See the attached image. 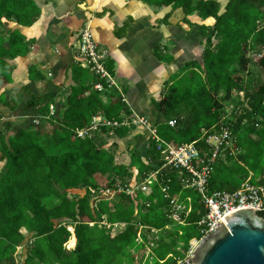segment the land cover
<instances>
[{"label": "trees", "instance_id": "16d2710c", "mask_svg": "<svg viewBox=\"0 0 264 264\" xmlns=\"http://www.w3.org/2000/svg\"><path fill=\"white\" fill-rule=\"evenodd\" d=\"M143 1L153 7L171 8L161 21L166 25L173 12L182 9L183 22L197 26L205 37L202 61L192 60L183 66L186 77L181 80L185 85L180 86L179 74H174L172 82L169 80L168 94L153 101L158 112L167 118L157 125L156 133L176 146L196 142L207 158L211 150L206 136L229 125L237 148L233 153L227 150L225 157L216 161L210 179L211 191H235L241 187L242 177L251 173L252 183L263 187L264 81L259 79L257 87L245 89L242 74L249 71L254 61L250 52L260 55L258 65L264 70V0H225L223 11L219 0ZM194 14L203 20L213 18L215 23H193L189 16ZM40 16L41 8L35 0H0V28L4 18H15L20 25L32 26ZM129 27L127 20L115 30L116 36L126 37ZM30 48V42L20 31H13L8 37L0 32V80H12L8 59L25 55ZM155 54L169 64L174 60L172 55H164L161 45L155 48ZM107 68L115 76L112 60ZM86 70L77 67L74 76L82 77ZM34 72L33 66L32 78L36 77ZM99 81L97 77L96 82ZM242 91L243 98H239ZM52 102L55 99L51 93L34 96L24 104V111L31 117L28 125L15 129L13 123L6 122L13 133L8 136L0 132V160L6 162L0 174V264H20L16 256L18 248L27 244L29 248L22 264H126L119 261L127 253L129 264H151L135 253L147 247L150 234L159 236L166 232L167 239L155 241L152 264H178L177 256L188 249L193 239L201 238L198 222L206 213L201 195L183 182L187 174L162 169L151 194H129L126 189L134 174L130 168H137L147 176L162 167L164 161L156 141L150 138L146 157L139 149L131 148L129 168L117 162L118 144L110 143L109 138L126 137L136 129L132 122L130 126H103L85 138L76 133L78 128L90 126L93 117L99 114L121 124L130 121L133 111L129 104L122 99L114 102L107 91H97L95 83L71 87L60 119L46 118ZM0 103L11 111L19 106L11 91L0 95ZM229 105H233V117L227 120ZM181 109L188 111L186 118ZM34 117L39 118L37 125L33 123ZM172 118L177 119L175 126L168 123ZM49 120L59 127H54L46 140L42 132ZM258 177L261 179L257 180ZM166 185L172 196H180L188 205V197L192 199V211L187 217L183 215V224L175 223L170 217L169 199L162 191ZM119 186L124 188L121 192ZM108 189L115 191L114 198L100 200L99 192ZM261 214L264 216V212ZM104 221L112 226L105 227ZM99 223L104 225L101 224L102 233L93 236L90 225ZM116 224L117 229L113 227ZM73 236L77 243L75 239L69 246ZM140 236L142 241L138 240ZM180 244L182 251L177 249Z\"/></svg>", "mask_w": 264, "mask_h": 264}, {"label": "crops", "instance_id": "0c3cea01", "mask_svg": "<svg viewBox=\"0 0 264 264\" xmlns=\"http://www.w3.org/2000/svg\"><path fill=\"white\" fill-rule=\"evenodd\" d=\"M35 1L41 8V16L35 24L23 26L15 18H4L0 30L7 31V34L18 30L31 43L27 54L8 59L12 67V80L2 79L0 85L4 88L0 93L11 91L19 106L16 111H11L0 103V123L11 122L15 129L27 126L31 117L24 111V104L34 96L43 97L47 93L52 94L55 102L51 104L56 105L57 113L61 114L72 86L97 83L98 76L87 71L89 69L83 72L82 77H75L73 73L75 68L80 67L77 60L79 38L84 26L90 28L94 39L107 50L106 65L109 60L114 62L115 78L121 85V90L109 92L114 102L120 99L127 102L133 116L147 118L151 115L150 120L155 118L156 121L147 120L149 127L154 130L167 120L153 106L154 99L159 100L161 97V84L164 85L174 74L183 72L181 69L186 63L197 59L202 61L201 53L205 47V37L199 33L198 27L183 22L185 14L182 9L174 11L166 25L161 21L171 8L153 7L143 0ZM225 6L222 5V11ZM189 18L198 24L215 23L213 18L203 20L195 14ZM127 20H130L127 36L118 38L115 30ZM159 45L165 53L169 51V55L174 57L170 64L160 61L156 56L155 48ZM174 62L175 71L172 74V70L165 73V65L173 67ZM33 66L36 70L35 78L30 76V68ZM35 119L34 117L33 123L37 125L39 122H35ZM142 128L135 129L129 143L133 144L131 148L139 149L142 156L146 157L150 137ZM121 139L123 138L113 136L109 138V142L118 143ZM122 164L130 168V154H127ZM136 170L137 168L132 169L134 172ZM73 238L77 243L75 236L70 241Z\"/></svg>", "mask_w": 264, "mask_h": 264}, {"label": "built area", "instance_id": "2783aa9c", "mask_svg": "<svg viewBox=\"0 0 264 264\" xmlns=\"http://www.w3.org/2000/svg\"><path fill=\"white\" fill-rule=\"evenodd\" d=\"M79 45V65L89 69L100 78V81L95 83V89L99 92L107 91L108 93L114 89L121 90V86L116 81L115 76L107 68V50L100 47L89 27L84 26L81 29ZM54 117L60 119V114L57 113L56 105L51 104L50 113L46 118L51 119ZM136 117H138L139 121L137 123L138 126H146L144 128L145 132H148L150 138L156 141L157 150L161 153L164 163L162 167L157 168L156 171H152L147 176L140 174L137 169L131 178V181L136 182L135 185L133 186L130 181L129 188L126 190L131 195H137V192L151 194L153 192V184L158 181L159 172L162 169L175 170L183 175L187 174V177L183 178L184 184L188 188L195 189L201 195V201L206 208V213L198 222L201 238H195L191 242V249L189 251L191 259L195 249L193 242L199 243L204 237L216 232L222 222L226 223L224 220L226 216L244 208L254 207L258 210H264V187L247 182L235 191H211L210 189V179L214 173L216 161L221 156L225 157L224 152L227 150L231 149L232 153L236 151V149H233L235 146L233 143V130L229 125H223L220 131L206 136V143L210 147L211 154L205 158L196 142L176 146L162 139L154 129L150 128L145 116ZM37 121L39 122V118L36 117L35 122ZM168 123L171 126H175L177 119L172 118ZM120 125L130 126L131 120L127 119L121 124L117 121L108 120L104 115H99L93 118L90 126L78 128L76 133L80 138H85L103 126L116 127ZM123 189L122 186H119L118 192H121ZM169 189L168 185L162 188L165 198L169 199L170 217L175 223L183 224L185 222L183 215L187 217L192 211V199L188 197L190 202L188 205L186 201L181 200L180 196H172L169 193ZM107 192L110 196H115L116 194L113 189H108ZM147 205L150 204L148 203ZM104 223L107 227L112 226L107 221H104ZM113 227L117 229L118 225H113ZM138 240L142 241V237L140 236Z\"/></svg>", "mask_w": 264, "mask_h": 264}, {"label": "water", "instance_id": "95a60500", "mask_svg": "<svg viewBox=\"0 0 264 264\" xmlns=\"http://www.w3.org/2000/svg\"><path fill=\"white\" fill-rule=\"evenodd\" d=\"M264 210L244 208L201 239L185 264H264Z\"/></svg>", "mask_w": 264, "mask_h": 264}, {"label": "rangeland", "instance_id": "374dc122", "mask_svg": "<svg viewBox=\"0 0 264 264\" xmlns=\"http://www.w3.org/2000/svg\"><path fill=\"white\" fill-rule=\"evenodd\" d=\"M221 2H222V5H225V3H226V1L225 0H220ZM210 21V20H209ZM212 22H209V24H211ZM212 25V24H211ZM0 30H1V28H0ZM0 32H2V34L4 35V36H9L10 34H7L6 32L7 31H0ZM10 33H11V31H10ZM79 40H80V38H79ZM98 42V41H97ZM217 42V40L215 41V43ZM31 44V43H30ZM100 45V44H99ZM79 47H80V45H79ZM101 47V46H100ZM102 48V47H101ZM100 48V49H101ZM104 49V48H103ZM163 50V49H162ZM78 51H80L79 49H78ZM102 53H103V51H101ZM163 53H164V55H168L169 56V51L168 52H164V50H163ZM251 53V55H253L254 56V61H253V63L250 65V68H249V71H245L242 75H243V78H244V87H245V89H252V88H255V87H257V81L260 79V80H262V81H264V70L262 69V68H260V66L258 65V60L260 59V55H256V54H254L253 52H250ZM107 59V58H106ZM78 60V59H77ZM164 62V61H163ZM173 65H176V62H174L173 64H172V66ZM165 67H166V69H165V73H167L169 70H172L171 71V74L175 71V66H173V67H171V65L169 66V65H165ZM181 71H183V68L181 69ZM164 73V74H165ZM179 73V77H178V75H177V79H178V84H180V86H183V85H185V82L183 81V80H181V79H183V78H181V77H186V72H178ZM178 73H176V74H178ZM166 77V76H165ZM176 77V76H175ZM162 79H164V77L162 78ZM161 79V80H162ZM160 80V81H161ZM169 80H171V78H169L168 79V81L163 85V84H161V97H159V99L160 98H162V96H164V95H167L168 94V85H169ZM118 81V80H117ZM2 82V79L0 80V83ZM171 82H172V80H171ZM121 86V85H120ZM4 87L3 86H1L0 85V90L1 89H3ZM7 91V90H6ZM244 91H242L241 93H239V98L240 97H242L243 98V95H244ZM0 95H1V93H0ZM241 95V96H240ZM239 98H238V100H239ZM156 99H154V101H155ZM237 100V99H236ZM241 100H243V99H241ZM241 100H240V102H241ZM22 102V101H21ZM239 102V103H240ZM235 103H237L236 101L233 103V104H235ZM153 106H155L154 105V103H153ZM153 106H151L152 108H153ZM238 107H240V106H238ZM232 112H233V105H229L228 107H227V113H226V119L228 120L229 118L230 119H232V117H233V115H232ZM181 114L186 118L187 116H188V111L186 110V109H181ZM151 116V115H150ZM150 116H148L147 118L150 120ZM9 119V118H8ZM153 119V118H152ZM151 119V120H152ZM11 120H14V119H11ZM150 120V121H151ZM170 120V119H169ZM234 120L236 121V119L234 118ZM152 121H156V119L154 118ZM46 122V121H45ZM131 122L136 126V129H137V127L139 128V127H143L142 128V130L144 129V128H146V126H143V125H140V126H138V124L137 123H139V121H138V117H136V116H132L131 117ZM56 125H59L58 123H56V124H54V123H51L50 122V120L48 121V122H46V124H45V130L43 129V132H42V136H43V138L44 139H48V136H49V133H53V132H51V131H53L54 130V127L55 128H58ZM1 131H3V132H5V133H7V135L8 136H11V134L13 133V131H11V129H8L7 127H6V122L3 124V123H0V132ZM145 131V130H144ZM133 132H135V130L134 131H131L126 137H124L123 139H121V140H119V142L117 143L118 144V147L116 148L118 151H119V154H117V156H118V158H117V162L118 163H122L123 161H124V158L127 156V154H129V150L131 149V146L133 145V144H130L129 143V141H130V139H133L132 137V134H133ZM140 136H143V135H140ZM113 137V136H112ZM150 137V136H149ZM111 138V137H110ZM8 139V138H7ZM150 141V140H149ZM116 143V142H115ZM129 143V144H128ZM134 143V142H133ZM234 143V142H233ZM130 145V146H129ZM237 147H233V149H236ZM124 155H126V156H124ZM0 157H1V152H0ZM129 159V158H128ZM129 161V160H128ZM5 164H6V162L5 161H2V160H0V174L4 171V169H5ZM133 169V168H132ZM131 169V170H132ZM252 176H253V174L251 173L250 175H248V176H245V177H242V179H241V182H242V185L244 184V183H247V182H251L252 183V181H251V178H252ZM259 179H261V177H258L257 178V180H259ZM131 181V180H130ZM132 182V185L134 186L135 185V183L136 182H133V181H131ZM241 185V186H242ZM264 187V186H263ZM75 192H80V193H85V190H76ZM100 200H102L103 198H107V197H109V198H111V199H113L114 198V196L113 195H109V193L105 190H101L100 192H99V194H98V196H97ZM102 224V223H101ZM101 224L99 223V225L98 224H91L90 225V233L93 235V236H98V235H101V233H102V231L100 230V228H103L102 226H101ZM103 224H104V222H103ZM102 224V225H103ZM105 225V224H104ZM103 225V226H104ZM105 227H106V225H105ZM104 227V228H105ZM92 229V230H91ZM22 231L26 234V233H28L27 232V230H25V229H22ZM169 235V233L168 232H166V233H164V235H154V234H150V236H149V238H150V242L149 243H147V247L146 248H144V249H142V250H140V251H138V252H136L135 253V255L138 257V258H144L145 260H146V258L148 259V261L149 262H151V264L152 263H154V259H155V257H153L152 259H150L152 256H154L155 255V249L157 248V244H156V240H158V239H160V240H162V239H167V237H169L168 236ZM174 237V236H173ZM163 241V240H162ZM192 242V241H191ZM192 244V243H191ZM191 244L189 245V247H188V249H185V250H183L184 251V253H183V251H182V246H181V244L180 245H178V247H177V249L178 250H181L182 251V253L179 255V256H177L178 258V264H185L186 262H188V261H190L191 260V257H190V254H189V251H190V249H191ZM28 248H29V244H27V245H23V246H21V247H19L18 248V253L16 254V256H17V259H18V262L20 263V264H22V263H24V259H25V251H26V253L28 252ZM68 249H69V247H67ZM174 257H176V256H174ZM174 257H172L171 259L172 260H174ZM121 261H123L124 263H126V264H129L130 262H131V259H130V256H129V254L127 253V254H125L124 255V257L123 258H121L120 259V261L119 262H121ZM142 263V262H141ZM143 264V263H142Z\"/></svg>", "mask_w": 264, "mask_h": 264}, {"label": "bare ground", "instance_id": "6f19581e", "mask_svg": "<svg viewBox=\"0 0 264 264\" xmlns=\"http://www.w3.org/2000/svg\"><path fill=\"white\" fill-rule=\"evenodd\" d=\"M71 229V231L73 230V228L72 227H70ZM197 239H200V238H197ZM201 241V240H200ZM75 243V239H72V241L70 242V244H69V246H71V245H73ZM199 243H197L196 241H194L193 242V245H194V247H196L197 245H198ZM151 259V258H150ZM139 264H142V263H139Z\"/></svg>", "mask_w": 264, "mask_h": 264}]
</instances>
